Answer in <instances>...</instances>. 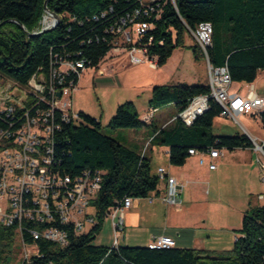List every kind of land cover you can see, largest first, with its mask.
I'll list each match as a JSON object with an SVG mask.
<instances>
[{"label": "trees", "instance_id": "1", "mask_svg": "<svg viewBox=\"0 0 264 264\" xmlns=\"http://www.w3.org/2000/svg\"><path fill=\"white\" fill-rule=\"evenodd\" d=\"M46 0H0V77L26 85L39 70L48 71L51 59L84 58L98 66L111 49V27L123 16L142 7L140 0H48V9L58 16L49 31L42 29ZM154 11L142 16L151 24L142 45L150 56H158L161 67L174 50L185 45L188 28L209 22L213 27L208 55L214 66H227L233 82L253 83L264 70V0H157ZM196 59L205 58L194 41L190 45ZM79 79L76 80L78 83ZM199 95H210L208 84H164L153 88L150 107L173 104L175 118L164 127L147 123L132 100L118 105L107 127L140 128L153 126L149 145L169 147L172 165L183 166L189 150L212 148L249 149L253 142L245 133L214 134L213 125L222 106L210 98V107L192 125L177 115ZM80 124L65 123L57 134V153L62 168L77 174L99 170L102 187L92 201L95 223L89 232L78 231L72 223L58 224L68 234L62 246L47 239L35 240L27 223L22 236L37 245L38 254L21 264H264V203H249L242 225L235 229L233 248L217 252L197 248L97 245L94 240L103 229L108 213L126 197L146 198L158 190L160 176L153 174L151 157L119 142L102 131L101 122L80 111ZM264 125V110L259 114ZM14 226L0 224V264H12Z\"/></svg>", "mask_w": 264, "mask_h": 264}, {"label": "built area", "instance_id": "2", "mask_svg": "<svg viewBox=\"0 0 264 264\" xmlns=\"http://www.w3.org/2000/svg\"><path fill=\"white\" fill-rule=\"evenodd\" d=\"M156 1L140 0L142 7L121 17L111 27L114 34L111 49L98 66H91L80 57L56 56L51 59L48 71L39 70L26 85L0 77V224L14 226L21 234L24 247L36 249L34 255L38 254L37 245L26 243L22 236L27 223L34 224L27 230L35 240H52L62 246L68 244V234L58 224L72 223L82 231L87 221L95 223L88 208L101 190L102 173L99 170H84L77 174L66 172L57 153V134L65 123L78 125L82 122L80 111L74 108L73 92L88 68L104 74L101 62L112 52L125 53L134 65L148 63L151 68L159 67L158 56H150L147 47L141 43L152 26L141 21V17L154 11ZM188 32L207 61L210 95L195 97L177 117L186 125H192L209 109L210 98L222 106L221 116L234 122H239V117L245 114L259 116L264 110V96L257 93L255 86L249 84L245 95L233 91L229 68L211 64L208 47L213 39L212 24L201 23L196 29L188 28ZM157 109L150 107L142 119L152 122ZM252 142L264 173V142L259 143L256 138H252ZM222 150L212 148L203 152L192 148L189 153L198 155L201 165L216 169V159L223 154ZM166 171L164 167L158 169L160 178H167V191L162 199L181 207L183 185ZM259 199L264 202V194L259 195ZM133 201L131 196H126L108 213L113 219L115 247H118V237L123 231L124 213L133 206ZM174 246L175 239L166 234L157 236L150 245L157 249Z\"/></svg>", "mask_w": 264, "mask_h": 264}, {"label": "rangeland", "instance_id": "3", "mask_svg": "<svg viewBox=\"0 0 264 264\" xmlns=\"http://www.w3.org/2000/svg\"><path fill=\"white\" fill-rule=\"evenodd\" d=\"M46 15L49 17L48 23H42V27L54 19L47 12ZM184 39L185 45L176 48L173 52L174 57L157 69H152L148 63L134 65L125 53L112 52L108 59L101 62L100 68L104 70V74L100 75L94 69L88 68L81 76L79 84L73 92L74 108L98 119L104 133L112 135L119 142L140 153L147 152V155L152 156L153 173H158L159 165L166 169L170 165L167 153L159 154L157 151V153L151 154L150 149L147 148L148 144L145 146L146 141L153 134V127L144 125L140 128L111 130L107 125L115 114L118 105L127 100L134 101L141 117L144 116L150 109L149 101L156 85L207 83V80H204L207 68L197 61L190 46L194 44V39L188 31L185 33ZM255 84L257 93L264 96V70L259 72ZM246 89L247 84L245 82H233L232 84V90L244 92ZM175 114L176 109L173 104L158 107L153 117L155 125L160 127L170 124L175 118ZM237 132L256 138L259 143L264 142V125L257 115H241L239 122L222 116L215 119L214 134L233 135ZM257 157L258 154L254 150H226L224 155L217 160L218 169L213 171L214 175L210 178L204 171L206 166H193V172L196 173L197 171L201 177L200 183L203 185L204 193L198 210L206 216L209 224L213 223L218 228L214 229L212 236L213 245L216 247L214 249L217 252L233 248L235 229L242 225L243 215L250 206L249 200L251 199L252 205L264 203L256 197L250 198L248 194L249 189L256 194L264 193V174ZM160 184H163L162 179H160ZM187 192L189 189L185 187L182 194L183 199L187 197ZM88 214L96 218L95 207L90 206ZM110 218V216L106 217L102 231L94 240L95 244L113 246L114 232L104 228ZM93 225L94 222L87 221L81 232H89ZM35 251L34 247H24L21 234L17 232L15 244L10 253L11 263L21 264L25 259L34 255Z\"/></svg>", "mask_w": 264, "mask_h": 264}, {"label": "crops", "instance_id": "4", "mask_svg": "<svg viewBox=\"0 0 264 264\" xmlns=\"http://www.w3.org/2000/svg\"><path fill=\"white\" fill-rule=\"evenodd\" d=\"M173 57L174 54H172V56L168 60H171ZM197 61L199 63H202L204 67L207 68V72L204 77V80H207V83L205 84H209L208 65L206 59L201 58V59H197ZM109 76H114V75H109ZM255 81L251 84L254 85L256 88ZM248 87L249 84H247V89L244 90V92H239V91L238 92L240 94H246L248 92ZM141 118H143V116ZM152 123L153 126H157L155 125V120L153 119H152ZM150 138L151 136L145 143V146L148 144L147 148L148 150L150 149V153L155 154L158 151V153L160 154L162 152H165L167 153V156L169 158V147L156 146V145L151 146L149 145ZM226 150L227 149L222 150L223 154L216 159V163L217 160L224 155ZM249 150H253V149L249 148ZM145 153L147 155V152ZM150 157L152 163V156ZM194 165L206 166L204 171L205 173H207V177L209 178L212 177V175H214L213 171L218 169V163L216 169H210L206 164L201 165L199 162L198 155H191L187 159L185 165L183 166H175L170 163L168 169L164 167L167 170L166 172L170 176L175 177L179 182L182 183L183 185L182 194L184 193L185 187L189 189V192H187V197L185 199H183L181 194L183 200L182 206L181 207L174 206L163 201L162 197L166 194L167 191V178L166 179L160 178L162 179L163 184L161 185L159 183L157 191L152 192L146 198H133L134 199L133 206L127 211H125L123 231L120 233L118 237L119 245L150 246L153 240L157 236L166 234L172 236L175 239L176 247L209 249L216 251V249H214L216 247H214L213 245L214 243L212 236L214 233L213 232L214 229H218V228L213 223L209 224L206 216L200 210H198L201 201L204 198V193H203V185L200 183L202 180L199 173H197V171L196 173L193 172ZM160 167L163 166L159 165L158 169ZM153 174L157 175L158 173L156 172ZM248 194L250 195V198L256 197L258 200H260L259 195L264 193L259 192L256 194L255 192H252L251 189H249ZM248 203H251V199L249 200ZM257 204H263V203H257ZM104 228L107 229V231L114 232V225L112 218H110V221L108 222L107 225H105ZM114 238H115V233H114Z\"/></svg>", "mask_w": 264, "mask_h": 264}, {"label": "water", "instance_id": "5", "mask_svg": "<svg viewBox=\"0 0 264 264\" xmlns=\"http://www.w3.org/2000/svg\"><path fill=\"white\" fill-rule=\"evenodd\" d=\"M47 3H48V0H46V2H45V5H46V9H45V11L47 12V13H49V14H51L53 17H54V21H53V23L51 24V25H48V26H44L40 31H38V32H32V33H29V35L30 36H35V35H39V34H41V33H43V32H46V31H49V30H52L56 25H57V23H58V16H57V14L56 13H53V12H51L49 9H48V7H47ZM44 21H45V17H44V19L42 20V23H44ZM59 95H60V93H59ZM250 137V136H249ZM250 139L252 140V138L250 137Z\"/></svg>", "mask_w": 264, "mask_h": 264}, {"label": "bare ground", "instance_id": "6", "mask_svg": "<svg viewBox=\"0 0 264 264\" xmlns=\"http://www.w3.org/2000/svg\"><path fill=\"white\" fill-rule=\"evenodd\" d=\"M48 18H49L48 15H46L44 23H46V24L48 23Z\"/></svg>", "mask_w": 264, "mask_h": 264}]
</instances>
